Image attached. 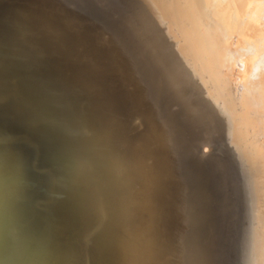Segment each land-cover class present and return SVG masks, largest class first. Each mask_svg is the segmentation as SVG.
Returning a JSON list of instances; mask_svg holds the SVG:
<instances>
[{
  "label": "rangeland",
  "instance_id": "374dc122",
  "mask_svg": "<svg viewBox=\"0 0 264 264\" xmlns=\"http://www.w3.org/2000/svg\"><path fill=\"white\" fill-rule=\"evenodd\" d=\"M121 1L120 17L105 19L76 0H0L13 66L27 76L19 95L44 117L77 126L93 173L112 175L98 190L134 186L138 230L112 200L120 212L107 264L115 255L140 264V246L157 249L158 264L223 262L216 251L232 221L228 167L248 188L238 227L250 231L249 264H264V0ZM31 127L9 134L31 141ZM20 165L24 191L0 215L1 264H27L35 253L51 179L34 157Z\"/></svg>",
  "mask_w": 264,
  "mask_h": 264
},
{
  "label": "water",
  "instance_id": "95a60500",
  "mask_svg": "<svg viewBox=\"0 0 264 264\" xmlns=\"http://www.w3.org/2000/svg\"><path fill=\"white\" fill-rule=\"evenodd\" d=\"M76 2L84 10L90 12L92 10L94 15L97 13L105 19L111 15L113 18L120 17L121 7H124L121 0ZM132 3L134 5V0ZM10 71L12 74L9 73V77L12 76L13 81L9 82L4 76L7 73L0 75V215L11 198L14 196L19 198L24 191L25 183L22 178L14 175V171L21 166L22 156L34 157L39 163L49 167L51 179L41 196L39 222L32 236L35 253L27 264H107L104 253V249L107 252L109 247L106 241L107 234L110 235L114 230L112 218L120 212L113 214L112 200L115 202L119 198V202L123 203V198L120 197L123 195L125 205L128 206L126 211L129 218L132 215L137 217L138 206L132 202L135 197V192H132L134 186L125 184L126 190L120 195L115 194L112 188L107 192L98 190L99 176L98 173H93L91 163H87L84 157L88 145L85 137L77 130V126L63 118L51 120L44 117L41 111L32 110L26 96L19 95L18 92L20 85L24 87L28 85L26 72L16 66ZM205 107L213 114V123L219 128L218 124H221V121L216 117L212 106L207 103ZM29 126L32 128L31 141L16 142L11 138L9 134L11 130L25 132ZM220 135L225 138L223 131ZM147 153L148 157L150 152ZM125 159L127 160L128 156H125ZM82 160L84 164H79L83 162ZM232 168H224L223 171L225 177L229 179L231 204L228 206L232 221L227 232L228 242L223 241L226 248L222 246L219 250V245L217 246L216 252L222 251L224 254L223 262L218 261L217 264H240L241 259L249 264L250 231L247 226L244 229L238 227L241 215L240 202L249 208V204L246 205L248 188L246 182L241 181L238 173L233 172ZM111 178L110 170H105L101 173L100 182L111 181ZM249 218L250 216L247 217L248 220ZM107 219L108 229L104 225ZM242 235L245 242L239 245ZM3 248L1 244L0 254ZM98 250L101 252L97 253ZM110 251L114 253L113 250ZM139 251L143 253L140 264L159 263L157 249L148 251L140 246ZM118 260L119 257L115 255L109 263L118 264Z\"/></svg>",
  "mask_w": 264,
  "mask_h": 264
},
{
  "label": "bare ground",
  "instance_id": "6f19581e",
  "mask_svg": "<svg viewBox=\"0 0 264 264\" xmlns=\"http://www.w3.org/2000/svg\"><path fill=\"white\" fill-rule=\"evenodd\" d=\"M3 15H4L3 11L0 8V75L3 76L4 73H7L4 76H6L8 81L10 82V81L14 80V79H12V76H11V78L9 77V73L12 74L11 73L12 71H10V70L13 67V62H11L12 50H11V46L9 45V42H8V37H7L5 30H4V25H3L4 16ZM9 63H11V64H9ZM115 194H117L116 191H115ZM120 197L123 198V201H124L122 203V205L124 206V210L122 211L123 215L119 216V217L125 224H127V228L129 229V231H132V229H133L132 232H136L138 229V226H139L138 218L135 215H132L130 218H129V215L127 216L126 205H125L126 200H124L123 195H120ZM127 235L130 236L129 234H127Z\"/></svg>",
  "mask_w": 264,
  "mask_h": 264
}]
</instances>
